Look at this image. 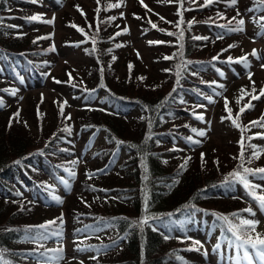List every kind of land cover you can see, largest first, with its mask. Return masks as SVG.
Wrapping results in <instances>:
<instances>
[{
  "label": "trees",
  "instance_id": "obj_1",
  "mask_svg": "<svg viewBox=\"0 0 264 264\" xmlns=\"http://www.w3.org/2000/svg\"><path fill=\"white\" fill-rule=\"evenodd\" d=\"M41 1L37 0V3ZM112 1L100 0L99 5L95 2L98 6L96 5L94 9L92 19L85 11L82 10L84 13L82 15L81 11L77 10L83 18L77 21L69 18L64 21L72 31L67 35V42L81 43L80 45L87 49L90 55L92 52L94 57L89 74L83 75L77 81L67 78L64 82L73 91H78L79 95L86 93L85 98L93 97L95 94L101 95L119 113H109L103 108L87 104L83 108L79 107L81 110L75 115L77 126L71 128V132H66L64 131L66 126L62 123L49 122L48 125H44V114L40 108H37L38 110L34 111L35 118L37 111L38 116H41L40 124L36 127L41 133L38 136L31 134L27 122L22 121L17 125L13 114H10L6 120L0 121V264L53 262L55 259L49 260L48 257H55L57 253L47 252L46 256L40 254L49 249H57V243L62 237H50L46 240L31 239V237L44 231L39 228L40 225L57 220L61 214H63V223L57 220L50 229L62 230V236L66 230L75 229L74 232L80 234L77 240H86L84 243L86 251L92 252V256L97 257L90 259L93 264H195L196 261L192 256L197 251L189 250L195 247L191 240L187 239L189 234L191 235L195 230L204 231L212 236L211 243L230 240L231 233L227 231L225 222L218 219L220 215H227L238 223V220L232 216L233 213H239L242 218L256 220L260 212L258 203L251 198L242 184L227 182L232 181L231 173L242 171L240 168L242 163L244 167L251 169L264 167L261 157L253 158V150L247 147L248 144L256 146L261 136L260 131L264 130L249 123L260 118L259 114L256 117L252 116L258 112L256 100L252 101L254 107L245 111L239 121L242 127L248 126L250 131L245 130L242 133L241 129L236 128L230 121L238 137L235 139L234 150L230 155L228 154L229 160L226 163L218 156H212L211 159V151L203 153L202 161L200 152L195 156L197 164L193 167L187 164L186 173L179 180L176 175L189 157L187 155L176 163L171 158L183 149L176 143V136L187 140L189 136L193 138L189 132L193 128L197 129L198 123L186 116L191 113L192 107L196 108L194 106L200 104L193 99L200 100L210 93L217 92V86L211 84L214 79L210 78L212 70L210 66L217 61L212 60V56L231 57L229 47L223 45L221 39L215 40L213 35L215 31L209 34L208 38L204 33L195 30L196 26L203 24L208 29L219 30L218 25L227 26L229 21H232L231 26H235L236 21L232 19L233 17H229L227 11L221 10L220 15L216 11L212 12L216 3L197 9L204 3V0H199L198 6L188 10L180 8L176 2H168L174 8L175 21L166 22V19H163L161 26L154 29L149 24L150 15H145L148 14L147 9L141 7L140 0H136L137 7H134V12L140 17L139 19L136 17V21L145 33L155 36L156 42L161 41L159 43L161 47L168 48L173 41H178L177 48L184 54L180 56L179 53L174 52L171 54L172 60H165L163 55L161 56L162 63L170 64L171 62L166 61H172L175 65L167 72L171 74L172 79L168 83L160 84L158 78L142 69L140 57L135 56L132 59L126 56L128 53L121 49L122 46L116 47L117 44L112 42V39H117L116 33H118L115 28L113 29L114 24H117L115 19L111 25L109 21V18L115 17L112 10L116 8L108 7L110 4H115ZM256 2L258 3V0L253 2L249 0L247 6L251 7ZM31 4V0H0V101L3 99V91L8 88L9 81L3 72L9 74L10 82L14 78L22 80L23 75L30 79L41 78L46 71L45 66L50 64L49 59L44 55L52 48L51 44L48 41L47 45L38 43V40L33 43L17 29L18 24L15 21H8V16L11 15L30 21L28 18L33 16L30 11H35ZM98 7L99 12L96 11ZM236 9L238 8L235 7L234 12L237 14L239 9L238 11ZM196 10L204 12V17L200 18L197 24H195L198 21L197 14L191 17L187 15L189 12L194 14L192 11ZM178 11L183 12L184 21L179 28L176 27L180 20ZM221 16L224 19H221ZM257 16L259 18L264 16V9ZM234 17L236 20L239 19L238 15ZM73 24L83 28L84 33L71 27ZM12 25L15 27H11ZM184 25L188 30L184 34L181 50L179 47L181 41L177 36L178 30ZM110 29L112 33L108 34L106 31ZM120 29H124V26ZM169 32L176 33L177 36L168 35ZM163 35L165 39L159 40L164 37ZM196 36L207 39H193ZM92 38H95V44ZM168 40L172 42L168 44ZM196 43L198 44L192 51ZM108 49L112 52L108 53ZM224 49L227 51L222 52ZM99 54L105 60L103 63ZM113 56L116 57L115 60ZM184 62L191 63L186 65V70L182 72L177 83L176 72L178 66ZM109 63L115 65L113 67L115 70L119 65L127 68L125 76L117 80ZM129 64L133 65L131 71L128 68ZM100 69H104V72L102 73ZM164 72L166 73L165 69ZM192 72L198 74L192 75ZM205 76L208 78H203ZM140 77L145 79L141 80ZM258 91L256 90V94ZM250 98H243L237 103L240 97H233V118ZM220 110L222 113L226 112L224 103L220 104ZM127 116H131L129 117L131 119L135 116L134 126L129 127ZM184 119L188 122L175 123ZM61 120L64 121L63 117ZM96 132L103 134L104 141L98 142L93 152L92 149H85V156L91 158L85 161L91 166L81 170L78 188L68 195L53 191V177L68 180L69 173L66 169L76 173V164L73 165L71 162L79 160L76 159L69 145L75 133H79L81 140L88 144ZM149 134L152 139L146 141ZM242 135L245 145L243 161L239 159ZM250 136L255 138L247 139ZM193 140L197 139L193 138ZM198 140H200L199 144L191 143L194 149L197 148L194 152L203 147V137L198 136ZM117 141H123V144H117ZM132 144L138 147H129ZM189 155L192 159V154ZM208 159L213 163L204 166V161ZM188 161L190 163V160ZM211 165H213L212 169L208 170L207 167ZM89 174L94 175L89 178ZM146 175L147 179H145ZM249 179L254 184L264 186V180L259 176ZM83 191L86 196L83 195ZM259 191L257 190V194H264ZM17 192L20 193L19 196L16 195ZM146 192L149 197V214L159 216L161 219L150 221V224L140 231L138 227L132 225V221H138L145 214ZM53 195L60 197L61 201L67 196L65 214L60 208L62 203L58 204L52 200ZM42 197L46 198L47 202H43ZM222 200L224 203L219 205L218 202ZM245 209H251L255 215L250 216L244 211ZM169 213L172 215L169 216ZM69 217L75 218L76 221L70 222L67 220ZM173 221L175 223H172ZM175 229L182 236L173 235ZM258 230L259 227H256V231ZM260 234L264 235V233ZM165 236L169 239H164ZM113 241H117L118 246H113Z\"/></svg>",
  "mask_w": 264,
  "mask_h": 264
},
{
  "label": "rangeland",
  "instance_id": "obj_2",
  "mask_svg": "<svg viewBox=\"0 0 264 264\" xmlns=\"http://www.w3.org/2000/svg\"><path fill=\"white\" fill-rule=\"evenodd\" d=\"M247 1L249 0H238V3L235 6L239 9V11L238 9H236L240 13V15L238 16L239 19L243 18L245 20V24L243 26L244 31L226 33L225 30H223L224 32L222 31L214 33L215 40H217V36L219 34L224 33V37L223 39H221L223 41L222 44L226 45L227 47H229V45H236L235 47L229 48L231 52V57L244 56L246 54H250L253 49L257 50V52L262 57H264V34L257 35V33H261L262 31H264L260 27V24L262 22L257 20L256 16L252 13V11L257 12L259 7H252L256 10L249 8L247 6ZM251 1L253 2V0H250V2ZM95 2L96 0H42L41 2H39V4H31L33 10L35 11H30V14L39 15L42 17L43 20H51L54 18L53 24L23 20L16 16L9 18L8 21H15V23L18 24V29L22 30L21 32H23L26 37L29 38L30 41L38 40V43L46 45L50 43L51 47H55V51L48 50L46 51V53L44 52V57H47L50 62L48 66H45V69H47L49 72V76H46L44 79H33L31 81L26 78V84H22L16 81L15 89H13V92H15V94L5 93V103H3L5 108H3V110L0 112V121L6 120L10 114H13L15 116V113L19 111V116H15L16 124L18 125L22 121L27 122L31 134L38 136L41 135V133L40 130L36 127H38L40 124L41 116H38L39 113L37 111L35 118L34 111L38 110L37 108H40L44 114V125H48L49 122H56L62 123L66 127L68 126L70 129L77 126L75 122V115L79 113V111L81 110V108L79 107L82 105L90 104L99 106L103 109H112L110 104L106 100H104L101 95L95 94L93 97H90L88 99L83 98V95H86V93H83V95L81 96L78 94V91H73L71 87L64 82L67 78V80L70 79L69 73L71 74V80L76 81L79 78H82L83 75L86 76V74H89L91 70L90 68H92L91 65L93 64L94 58L92 56V52L90 55V52L87 49H84V47H82L81 45H71L67 42V35L71 34L72 31L65 24L64 21L69 18L75 21L79 20L80 18H83L78 13L76 6L84 8L82 10L89 14L92 19L94 9L97 5L95 4ZM113 2L115 4H121L120 7H117L116 9L112 10L115 16V22L117 23L114 24L113 29L115 28L117 32H121L122 34L117 36V39H112V42H114V44L122 45L121 49H123L125 53H128L126 56H129L132 59L135 58V56H137V52H139V57L141 61L140 66L142 67V69L149 72L150 75L153 74L152 76H154L156 79L158 78L160 80H158L160 84L168 83L169 80L172 79V77L171 74L167 72L170 70V68L174 67L175 64L172 61H166L171 63L165 64L162 63L160 59L162 55L165 59V57H170L171 54H173L174 52L180 53L179 48H177V44L179 42H172L168 40V44H170L171 42L173 43L168 48H166L165 46L161 47L159 43L150 44V41L156 42V38L152 34L145 33L144 29L140 27L139 22L136 21V17H139V14H135L134 12V7H137L136 0H113L112 3ZM144 4H146L148 8L151 9V11L147 10L146 12L148 14L145 15H150L151 21L157 24L158 28L161 26V17L166 19L167 22L170 20V22L175 21L174 18L176 19V17L174 14V8L172 5L168 4L167 0H144ZM195 6H198V3L193 4L191 0H184L183 2V8H187L188 10L194 8ZM141 7L144 8V6L142 5ZM235 7H230L228 5V0H219V2L216 3V6H213L214 10L211 11H216L218 13H220L221 10L227 11L229 17L232 18L234 17V15H237L234 12ZM200 8L201 7L199 6L197 7V9ZM192 12H194V14L189 12L187 15L191 17L197 14L198 21H196L195 23L197 24L199 20H201L200 18L204 17V12H202V10H196ZM109 21L111 25L113 24L114 19H111ZM121 26H124V29L127 28V32H123V29H120ZM181 30H183L185 34L188 28L185 29L184 25L183 28L178 30V33H180ZM195 30L201 32V34L204 33L208 38L209 34H212L214 31H217L216 29H208V27L203 24H198ZM106 32L108 34H111L112 30L110 29ZM45 36H51V39H38L39 37ZM162 39H165V36L159 40ZM197 44L198 43L195 44L192 51H194ZM201 47L202 45L200 43V48ZM109 49L108 53L112 52L109 51ZM201 51L204 50L201 49ZM206 55L210 56V54ZM99 56L101 57L103 63L105 61L104 58H102L101 54H99ZM182 56H184V54ZM248 60L251 65L250 68H246L243 64L237 63H234L235 67L233 68L228 65H221L224 68V75L221 76V81H219L221 84H224L225 87L222 89L223 92H215V94L209 95L212 97L214 101L213 103H209V101L205 98H201L200 100H196L195 98L193 99V101H198L202 103L203 107L196 108L192 112L198 115L202 114L204 116V120H198L194 118V116H192L191 114H186V116L192 121L198 123V131L206 132V136H204L202 140L203 147L194 152V150L197 148L194 149V146L191 144V142L187 141L185 138L176 136V143L182 146L183 149L181 152L171 157L174 163H176V161L183 160L187 155L188 157H190L191 155L189 154H192L193 158L190 159V163L188 161L187 164H191L193 167V165L197 164L195 156L199 155L200 152L204 153L207 151H211V159L212 156H218L224 163L229 160V155L231 154V151L234 150L233 148H235V139L238 137V134H236V132L233 130L234 128L230 123V120L222 119L223 117H226L227 112H221L220 104L224 103L225 105V98H227L230 107L233 108L234 104L232 103V99L234 96H237V98L241 97L242 93L240 90L242 88L247 89L249 92L251 91L252 84L247 75L249 71L253 73L252 80L255 81V89L260 90L261 88H264V68H261L260 66L262 63H264V59L258 60L255 57L248 55ZM114 66L109 63V67H111V70H113L114 72V77L117 80L123 78L125 76V73H127V68L119 65L115 70L113 68ZM164 69L166 73L164 72ZM103 72L104 69L102 73ZM210 74V78H214L213 75H215V72H210ZM159 76L164 77L160 78ZM203 78L208 77L205 76ZM56 81H60V83H57ZM246 97L250 96L245 95L244 98ZM6 99H9L10 102H6ZM65 101L67 102L66 104ZM256 103V105L258 106V112L252 116L256 117L259 114V117L261 118V116L264 114L263 112L261 113V111H264V99L256 100ZM61 105H64V121L61 120L62 116L60 115ZM69 115L71 116L70 120L65 118ZM129 117L131 116L126 117V121L130 124L129 127H132L136 122V120H134L136 118L135 116L133 117V119ZM188 120H177L175 123H183L184 121L188 122ZM189 134L193 135V137L196 136V138H198L196 133H193L192 131H190ZM260 134L264 135V130L260 131ZM103 141L104 136L101 132H97L92 137L91 142L89 144H85L86 141L81 140L79 133H75V136L70 140L69 145L74 151V156L76 157V159L79 160L75 165V170L77 174L75 175V177H72L68 174V185L61 183L60 180H57L53 177V191L68 195L70 193L69 189H77V184L79 183L78 177L81 170L87 169V167L91 166L89 162L87 163L85 161L88 159V157L85 156L86 152L84 151V147L87 146L89 149H92L93 152L95 145L98 144V142ZM256 147L258 149H264V139L259 137L258 144L256 145ZM82 156H85V158ZM260 157L259 158L261 159V162H264V151L261 152ZM82 159L84 160L82 161ZM204 162V166L205 164L209 165L210 162L213 163L212 160L209 159ZM212 166L213 165L207 167V169H212ZM186 168L181 169L178 172V175H176L179 180L181 177H184L186 173ZM83 195L86 196L84 194V191ZM66 197L67 196H65L62 201V204L60 205V208L62 209L64 214V207L68 203ZM42 201L47 202V199L42 198ZM221 203H224V201L222 200L218 202L219 205ZM67 220H69L70 222L76 221V219L72 217L67 218ZM256 220L259 221L257 227H259L260 229L256 232L264 233V213L259 212V214L256 216ZM74 230L75 229L66 230L62 238H60V241H58L57 243L56 247H62L64 250L63 259H60L58 261L54 260L53 262L50 261V263L48 264H81V262H83V264H93L90 260L92 259V257H94L92 256V252H89L88 250H77L78 245L80 248L87 249L84 245L86 240H77V237H80V234L76 231L74 232ZM193 235L194 239H196V241H200L203 246L200 249L201 252L193 253L192 257L194 261H196L195 264H237V252L235 251V248L233 246H229L227 240H225L224 242L222 241L223 243L221 249H216V246H214L213 243H210L211 237L206 233L198 231L195 232ZM205 251L207 252V256L204 255ZM243 263L244 262H241V264Z\"/></svg>",
  "mask_w": 264,
  "mask_h": 264
},
{
  "label": "snow or ice",
  "instance_id": "obj_3",
  "mask_svg": "<svg viewBox=\"0 0 264 264\" xmlns=\"http://www.w3.org/2000/svg\"><path fill=\"white\" fill-rule=\"evenodd\" d=\"M32 3H36L37 0H31ZM169 3H173L176 2L180 5V8H183V2L184 0H168ZM191 2L193 4L197 3V0H191ZM219 0H204V3L202 5H200V7H209L215 3H218ZM96 3L99 5L100 4V0H96ZM140 3L148 10L151 11V9L148 8V6L146 4H144V0H140ZM229 6H235L238 3V0H228ZM121 4L117 3V4H110L108 5L109 8H117L120 7ZM78 11H81V14L83 15V11L82 9L79 8V6H76ZM258 7L264 9V0H258ZM97 12L100 11V8L98 7L96 9ZM251 11V9H250ZM177 15L180 17V20L177 22L176 27H180L181 24L184 23L183 21V12L182 11H178ZM218 15H220L218 13ZM237 15L239 16L240 13L237 12ZM140 17H137V19H139ZM30 21H38V22H42V23H46V24H53L54 23V18L51 20H43L41 16L39 15H33L31 17L28 18ZM111 19H115V17H111L109 18ZM161 20H163L164 18L161 17ZM211 19V18H210ZM221 19H224L223 16H221ZM233 20L236 21L235 26H231L232 25V21H229L228 25H218L221 29H224L226 33H233V32H243L244 31V24H245V20L243 18L236 20L235 17L232 18ZM260 21H264V16H261ZM167 22V21H166ZM190 24L192 22H189ZM149 24L151 25L152 28H157V24L153 23L151 20H149ZM11 27H15L14 25H12ZM71 27L73 28H77V30L81 33H84V29L83 28H79L76 25H71ZM91 27V25L89 26ZM260 27L262 30H264V23L260 24ZM123 32H127V28L123 29ZM121 32L116 33L117 36L121 35ZM168 35H172V36H177L176 33H167ZM264 34V31H262L261 33H257V35H262ZM224 37V33H221L217 36V39H223ZM38 39H51V36H45V37H39ZM177 39L179 41H181L180 43V49H183V43L182 41L184 40V32L183 30L180 31L179 35L177 36ZM193 39L195 40H201V39H207V37H193ZM36 41H33V43H35ZM93 43L95 44V38H93ZM151 43H161V42H151ZM122 45L117 44L116 47H121ZM236 45H229V48L235 47ZM50 51H55V47L53 46L52 48L49 49ZM95 50V49H93ZM111 51V50H109ZM223 51H227V49L222 50ZM181 56L183 55V52L181 51L179 53ZM248 55H251L252 57H255L256 59L260 60V59H264V57H262L257 50L253 49V51L250 54H246L244 56H241L239 58L233 59L232 57H228L227 59V63H237V64H243L246 68H250V62L248 60ZM137 56L139 58V52H137ZM173 57H165V59H172ZM116 57L113 56V60H115ZM213 60H219V55L213 57ZM188 63L191 62H184V64L178 66V71L176 72V75L178 77L177 79V83H179V77L181 76L182 72L186 70V65ZM261 68H264V63H262ZM133 65L129 64L128 68L131 71ZM101 71H103V69H101ZM219 72V70H217ZM198 72H192V75H197ZM219 74L221 76L224 75L223 72H219ZM248 78L252 84V89L249 92L247 89L242 88L240 91L242 93L240 99L237 100V103H240V100H242L244 98L245 95H249L251 98L250 100H248V102L246 104H244L239 111L236 113L235 118H233V110L231 107H229V102L227 101V98H225V110L228 113V115L226 117H223L222 119H228L232 122V124L236 127L241 129V132L243 133L245 130L250 131V128H248V126H241V124L239 123L240 121V117L243 113H245V111L250 110L254 107V105L252 104V101L254 100H260L261 97H264V88H261L259 90V94H255L256 93V89H255V81L252 80V72H248L247 73ZM69 77L71 79V74L69 73ZM139 79L143 80L145 79L144 77H140ZM57 83H60V81H56ZM211 84H216L215 81L211 82ZM211 86V85H209ZM217 87L223 89L225 87L224 84H218L216 85ZM173 91H175V88L173 89ZM13 94H15V92H13ZM171 95V93L169 94ZM219 95V93H218ZM205 99H207L209 101V103H213V99L211 96H206ZM67 102L65 101V104ZM0 107H3V101H0ZM159 107V105L157 106ZM196 107H203V105H197ZM60 115L62 117H64V105L60 106ZM15 116L18 117L19 116V111H17V113H15ZM66 119H71V116H66ZM196 119L198 120H204V116L201 115H197ZM251 126L253 127H261L264 128V115L261 116L260 119L256 120V121H250L249 122ZM10 124H11V120H10ZM149 127H151V121H149ZM64 131L66 132H71L70 128H65ZM193 133H196L197 136L199 137H204L206 136V132L205 131H197V129L193 128L192 129ZM255 137H248L247 139L251 140L254 139ZM260 138L264 139V135H261ZM152 136L149 134L146 137V141L147 140H151ZM187 140L193 144H199L200 140H193V138L191 136L187 137ZM244 141V137L242 135L241 137V142H240V146H241V152L239 155V159H241L242 161L244 160V150H245V145L243 143ZM157 143H159V141H157ZM117 144H123V141H117ZM129 147L131 148H137L138 146L135 144L130 145ZM248 148L252 149V157L255 159H259L261 152L264 151V149H258L255 145L252 144H248L247 145ZM191 158L189 157L188 159L185 160L184 164L181 165V168L184 169L187 166L188 160H190ZM204 159V154L201 153V160L203 161ZM251 162V161H249ZM73 165H75L77 163V161H72L71 162ZM240 168L242 169V171H237V172H233L230 174V176L232 177V181H227L228 183H232V182H238L240 184H242L244 186L245 189L248 190L249 195L251 196V198L258 203L260 209L262 211H264V194H257V190L259 189L261 192H264V186L259 185V184H254L251 182V180L249 179V177H257L259 176L260 179L264 180V167L262 168H256V169H251V168H247L244 167L243 163L240 165ZM66 171H68L69 175L72 177H75L76 173L75 171H72L71 169H66ZM103 171V170H100ZM145 172H147V169L145 168ZM92 175L94 174H89V178H92ZM145 179H147V175L145 176ZM61 183L68 185L69 182L68 180H65L63 178H61ZM178 183V181H177ZM16 195H20L19 192L16 193ZM52 200H54L55 202L62 203L60 197L53 195ZM149 197L147 195V192L145 193V198H144V211L145 214L139 218L138 221H132V225L135 227H138L140 229V231H143L145 226H148L150 224V221H157L160 220L161 218L159 216H155V215H151L148 212L149 209V203H148ZM244 211L248 212L250 214V216H254L255 213L252 212L251 209H245ZM169 216H171L172 214L169 213ZM233 217H235L238 220V223H235L232 219L229 218V216L227 215H220L218 217L219 220L225 222V224L227 225V231L231 233V237L232 239L229 240V246L232 247L234 246L237 252V264H241V262H244V264H264V235L260 234L259 232H256V227L259 223V221L255 220V219H251V218H242L240 216L239 213H233L232 214ZM127 219V218H125ZM57 220H59L61 222V224L63 223V214H61L60 217L57 218ZM57 220H52V221H48L45 224H42L39 226L40 229H44L43 232H39L37 233V235L35 237H31V239H38V240H46L49 239L50 237H62V230L60 231H53L50 229L51 225H55L57 223ZM172 223H175L174 221ZM155 230V229H154ZM164 239H169L168 236H165ZM193 244L195 245V247L193 249H189V250H196L199 251L203 246L201 244L200 241H193ZM113 246H118V242L117 241H113ZM220 245L217 244L216 245V249H219ZM77 250L78 251H85L86 249L80 248L79 245L77 246ZM63 248H57V249H49L46 250L45 253H41V256H46L47 252H55L57 253V255L55 257H48L49 260L55 259V260H60L63 259ZM204 255L207 256V252H204ZM97 257H92V259H96ZM177 259H182L181 257H177ZM81 264H83V262H81Z\"/></svg>",
  "mask_w": 264,
  "mask_h": 264
}]
</instances>
